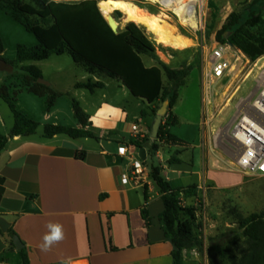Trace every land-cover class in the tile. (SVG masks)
I'll return each instance as SVG.
<instances>
[{"label": "crops", "instance_id": "1", "mask_svg": "<svg viewBox=\"0 0 264 264\" xmlns=\"http://www.w3.org/2000/svg\"><path fill=\"white\" fill-rule=\"evenodd\" d=\"M24 1L29 3L31 0ZM49 1L61 3L64 0ZM143 62L148 68L156 66V61L149 57H144ZM36 63L39 62L19 65L21 69L24 66L38 67L43 79L50 83L47 87L60 94L50 111L47 110L48 95L38 96L22 87L24 73L16 82L3 85L8 86L10 94L16 98L18 109L40 124L37 132L11 138L14 115L11 112L10 116L0 104V135L8 138L0 154V216L11 223V228L23 242L30 264H61L62 261L65 264H173V245L160 220L164 204L150 170L140 186L124 185L121 177L130 169V163L118 154L122 146L140 151L134 145L136 137L131 128L139 123L147 135L151 134L154 112L158 111L159 103L134 97L122 82L114 79L125 97L131 95L133 101H137L141 111L140 115L135 113L134 118L138 122L130 123L129 114L121 106L105 111L102 103L96 104L93 115L78 101L91 123L86 130L95 138L75 139L67 135L49 138L45 136L47 125L75 129L82 126L75 118V99L69 98L70 91L46 79L43 69ZM90 78L103 82V77L87 74L82 81L73 83L76 94L82 91L87 97L83 94L87 90L77 89L76 84ZM203 91L202 78L196 119L189 121L186 127H178L181 122L175 110L177 103L172 109L177 121L169 132L183 140L185 146L164 145L153 157L150 152L152 143L143 145L147 160L151 157L161 161V175L173 188L198 186V197L183 200L185 206L195 208L203 196L206 199L209 191L227 193V172H231L227 170L226 158L217 152L215 142L211 140L213 123L208 117L213 109H205ZM120 110L123 115L118 117L117 111ZM96 118L102 120L98 126ZM174 150H180L178 159L181 161L175 165L188 164L187 168L175 169L168 163L176 152ZM81 152L85 153L84 157L79 155ZM188 153L189 156L185 157ZM50 222L63 225L65 235L61 242L43 252L40 245ZM209 234L210 230L204 224L201 233L203 247L186 251L184 264H210ZM10 241L9 235L1 231L0 264H23L20 251L12 248Z\"/></svg>", "mask_w": 264, "mask_h": 264}, {"label": "trees", "instance_id": "2", "mask_svg": "<svg viewBox=\"0 0 264 264\" xmlns=\"http://www.w3.org/2000/svg\"><path fill=\"white\" fill-rule=\"evenodd\" d=\"M105 1V0H102ZM142 2L143 0H124ZM0 10L22 25L28 33L35 35L38 44L34 47L19 45L15 61L4 59L5 45L0 37V65L8 68L17 67L25 62H40L54 55L68 54L73 61L82 66L87 74L106 76L122 82L130 93L148 103L158 102L161 107L169 100L170 108L159 130L158 139L151 135L144 140H136L134 145L143 149V145L151 142L150 152L155 156L164 145L185 146V142L169 132L176 118L172 112L179 99V91L185 86L191 74L192 66L172 68L157 61L155 51L150 42L137 28L130 23L126 33H116L105 20L96 0H64L61 3L49 0H0ZM118 12V11H116ZM229 37L226 38V35ZM217 41L230 44L241 50L251 61L264 56V0H254L241 13L233 12L218 32ZM156 61V66L146 67L143 58ZM22 87L38 96L48 95L47 110L56 104L60 94L52 88L38 83L43 78L41 70L36 66H24ZM77 89H85L90 93L105 88L101 81L92 78L76 84ZM0 98L5 101L14 115V126L10 137L29 136L37 132L40 124L22 113L16 98L10 94L6 85L0 84ZM73 111L81 129L56 125L45 127V136L67 135L71 138H95L86 130L91 125L89 117L80 103L73 100ZM155 115L157 111L154 112ZM154 115V117H155ZM8 138L0 135V154L4 150ZM180 152H176L168 163L180 164ZM84 157L85 153L79 154ZM147 164V160L145 162ZM150 176L159 188L164 204L160 220L166 237L173 245V264H184V253L201 249L203 242L200 233L198 209L185 206L184 198L198 197V186L173 188L161 175L160 166L150 168ZM148 218L147 212H144ZM236 228L211 237L208 244L210 264H264V211L249 216L237 214ZM2 230L0 229V232ZM12 248H16L13 238L17 236L13 228L7 233ZM23 264H30L28 253L24 247L20 250Z\"/></svg>", "mask_w": 264, "mask_h": 264}, {"label": "rangeland", "instance_id": "3", "mask_svg": "<svg viewBox=\"0 0 264 264\" xmlns=\"http://www.w3.org/2000/svg\"><path fill=\"white\" fill-rule=\"evenodd\" d=\"M97 1L101 2L102 0ZM253 1L254 0H195L198 15L197 28L183 24L180 18L174 13L173 8L166 7L159 2L152 3L150 0L131 2L148 12L151 16L162 17L161 19L163 21L176 28L178 35L184 36L193 41V45L190 48L186 50H176L158 44L153 34L148 32L146 28L137 26V28L153 46L155 51L154 58L157 61L177 69L190 65L193 68L187 79L186 85L179 91V100L175 107L177 114L180 116L181 122L178 127H186L189 121L191 122L196 119L197 103L201 98V80L208 67L213 46L216 43H220L216 39L218 32L226 23L231 13L243 12ZM112 18L117 24L116 33H126L131 24L126 21L125 15L118 11L112 15ZM105 20L107 21L106 18ZM0 36L5 44V53L3 57L5 60L10 62L16 60L17 48L19 45L34 47L37 44L35 35L28 33L19 23L12 20L2 10H0ZM36 64L43 69L44 77L46 79H51L55 83L59 84L62 89L70 91L69 98L79 101L83 107L89 109L93 115L96 113V104L102 103L105 111H110L113 106L116 108L117 106L123 107L129 114L128 121L130 123L138 122V120H135L134 118V114L138 113V115H140L141 111V109L137 106V101H133L134 99H132L133 97L131 95L129 97H125L116 87L117 83L114 79L101 76L103 77L102 81L107 85V87L105 89L96 90L94 95L89 91H83V94H86L87 96L84 97V95H82V91H79L76 94L72 86L73 83L82 81L83 77L86 76L87 73L82 66L73 61L70 55H54L48 60ZM263 66L264 58H262L257 67L250 66L246 68L247 71L245 73L249 76L246 81L242 78V76H240V81H245L244 83H239L241 85L240 91L235 96V99L214 121V127L211 130V140L213 142L215 141L217 133L222 134V136L225 132L227 133L226 125L236 113L237 101L240 98H245L250 93H256L258 89L256 78L261 73V68ZM241 69L242 67L238 66L233 79H237V77L241 74ZM22 75L23 72L20 65L17 67L9 66L8 68L0 65L1 85L4 83L10 84L12 82H16ZM227 90L228 87L225 85L224 87H222V85L216 86L215 92L217 93V99L215 101L216 108L214 109L216 114L220 111L224 94ZM0 104L2 109L6 110V112L12 116L9 107L2 101V99H0ZM142 109H144V107ZM122 115L123 110L117 111L118 117ZM96 122L98 126V124L102 122L101 118H96ZM220 126L222 127L219 130L218 127ZM220 142H224V139L221 137L219 139L217 152L223 155L224 152ZM165 149V151H169L167 148ZM178 151L180 152V150ZM176 152H174V154ZM188 156L189 153L185 155V157ZM164 159H166V157ZM147 166L150 170L152 166H162V163L157 158L149 157L147 160ZM173 167L175 169L187 168L188 164L181 166L173 165ZM227 170L230 171L231 169L227 167ZM203 197L197 204L199 222L201 228H203L200 233L204 232L205 224L208 230H210V238L220 235L230 228H236L235 222L237 214H241L246 217L250 214L264 211V176H246L236 171L227 172V193L215 194L209 191L206 199L204 197L205 201ZM221 264L229 263L223 262Z\"/></svg>", "mask_w": 264, "mask_h": 264}, {"label": "built area", "instance_id": "4", "mask_svg": "<svg viewBox=\"0 0 264 264\" xmlns=\"http://www.w3.org/2000/svg\"><path fill=\"white\" fill-rule=\"evenodd\" d=\"M251 61L241 50L230 44L216 43L212 50L208 67L203 76V103L205 109L212 108L209 113L211 126L219 114L235 99L241 89L239 83L245 82L249 76L245 73L248 67H257L262 60ZM238 66L242 67L241 74L233 79ZM240 76L244 78L240 81ZM227 82V83H226ZM257 91L250 93L245 98H240L236 104V113L227 123V133H217L215 136V147L219 146L220 137L224 142L222 145L223 155L227 160V167L231 171L239 172L246 176H264V66L256 78ZM227 84V85H226ZM227 86L223 103L218 114L215 112V101L217 93L216 86ZM211 115V116H210ZM222 126L218 127L220 130ZM136 140H144L148 135L143 131L139 123L131 128ZM119 156L127 159L130 163L128 172L122 175L121 181L124 185L140 186L149 173L146 161L140 156V151L135 152L129 146H122L118 152Z\"/></svg>", "mask_w": 264, "mask_h": 264}, {"label": "bare ground", "instance_id": "5", "mask_svg": "<svg viewBox=\"0 0 264 264\" xmlns=\"http://www.w3.org/2000/svg\"><path fill=\"white\" fill-rule=\"evenodd\" d=\"M159 2L166 7H171L176 16H178L183 24H187L193 28H197V8L195 0H150ZM156 4V3H155ZM99 8L114 32L117 31V24L113 20L112 15L116 12H122L126 21L135 23L146 28L148 32L153 34L158 44L170 47L176 50H186L193 45V41L184 36L178 35L176 28L169 23L163 21L160 16H151L145 10L139 8L129 1L124 0H105L101 1ZM226 132L223 134L225 135Z\"/></svg>", "mask_w": 264, "mask_h": 264}, {"label": "water", "instance_id": "6", "mask_svg": "<svg viewBox=\"0 0 264 264\" xmlns=\"http://www.w3.org/2000/svg\"><path fill=\"white\" fill-rule=\"evenodd\" d=\"M228 37H229V34L226 35V38ZM38 83L45 85V86H50V83L44 80L43 78L39 79ZM169 108H170V102L169 100H165L163 104L161 105V107L158 109L155 115V118L153 120L152 127H151V134H150L151 139L153 140L158 139L159 130L161 128L164 118L168 114ZM140 156L143 161L147 160V154H146L145 149H140ZM11 226H12L11 223H9L5 218L0 216V229L2 230L3 233L5 234L8 233L9 230L11 229ZM13 242L17 250L20 251L24 248V244L18 236H15L13 238Z\"/></svg>", "mask_w": 264, "mask_h": 264}, {"label": "clouds", "instance_id": "7", "mask_svg": "<svg viewBox=\"0 0 264 264\" xmlns=\"http://www.w3.org/2000/svg\"><path fill=\"white\" fill-rule=\"evenodd\" d=\"M48 231L42 237V243L40 245V250L43 252L49 251L53 245L61 242L64 239V229L63 225L60 223H48ZM61 264H65L64 261Z\"/></svg>", "mask_w": 264, "mask_h": 264}]
</instances>
